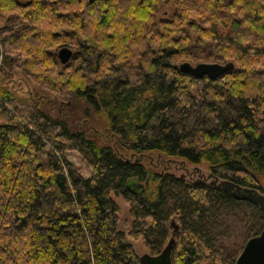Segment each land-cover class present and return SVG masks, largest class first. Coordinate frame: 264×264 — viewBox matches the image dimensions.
<instances>
[{
	"label": "trees",
	"instance_id": "obj_1",
	"mask_svg": "<svg viewBox=\"0 0 264 264\" xmlns=\"http://www.w3.org/2000/svg\"><path fill=\"white\" fill-rule=\"evenodd\" d=\"M203 164L263 192L264 0H0V264H140L173 220V264H235L264 214L174 173Z\"/></svg>",
	"mask_w": 264,
	"mask_h": 264
},
{
	"label": "water",
	"instance_id": "obj_2",
	"mask_svg": "<svg viewBox=\"0 0 264 264\" xmlns=\"http://www.w3.org/2000/svg\"><path fill=\"white\" fill-rule=\"evenodd\" d=\"M73 54L70 48L64 47L58 51L57 57L62 65H66L72 60ZM234 69L235 65L233 63L224 65L202 63L194 66L186 62L180 65V70L183 74H188L198 79L207 77L211 81L224 77ZM208 178L213 180L212 185L218 190L231 193L238 201H247L257 206L264 214V194L258 189L244 188L239 184L221 181L214 175H210ZM127 189L135 195H140L145 190V184L139 182L137 178H131L127 182ZM171 226L173 228V236L161 254L154 256L146 253L139 256L140 264H173L172 252L179 233V226L175 220L171 222ZM235 264H264V230L246 242Z\"/></svg>",
	"mask_w": 264,
	"mask_h": 264
},
{
	"label": "rangeland",
	"instance_id": "obj_3",
	"mask_svg": "<svg viewBox=\"0 0 264 264\" xmlns=\"http://www.w3.org/2000/svg\"><path fill=\"white\" fill-rule=\"evenodd\" d=\"M58 53V52H57ZM21 88V87H20ZM23 92H25L24 89H21ZM69 159L73 162V164L78 168V170L80 171V173L84 176V177H90L91 173H92V169L91 167L83 162L79 156L78 153L74 152L72 154H70ZM186 169L195 172L196 174L199 175H204L206 177L210 176V172L208 170V167L206 165H199V166H191L188 165L187 167H185ZM186 171H180L179 174H185ZM262 186H263V192H261L262 194H264V180L261 181ZM118 204L121 207V215H120V229L123 232H128V229L131 225L132 222V217L130 215V209L129 206L127 204L124 203V201L121 198L117 199ZM127 242L132 244L135 251L137 252V254L139 256H142L147 252V249L143 243L142 240H138V241H132L130 239H127Z\"/></svg>",
	"mask_w": 264,
	"mask_h": 264
},
{
	"label": "flooded vegetation",
	"instance_id": "obj_4",
	"mask_svg": "<svg viewBox=\"0 0 264 264\" xmlns=\"http://www.w3.org/2000/svg\"><path fill=\"white\" fill-rule=\"evenodd\" d=\"M180 171H186V173L185 174H179ZM174 173H176L178 176L186 177L189 180L202 182L205 185L211 186L212 182H213L212 179H209L208 177H206L204 175L196 174L195 172L190 171V170L186 169L185 167H183L182 169L175 170Z\"/></svg>",
	"mask_w": 264,
	"mask_h": 264
}]
</instances>
